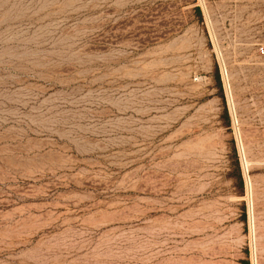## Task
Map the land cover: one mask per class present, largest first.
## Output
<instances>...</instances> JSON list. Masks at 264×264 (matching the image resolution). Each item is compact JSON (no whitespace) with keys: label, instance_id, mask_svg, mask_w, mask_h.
I'll return each instance as SVG.
<instances>
[{"label":"rangeland","instance_id":"374dc122","mask_svg":"<svg viewBox=\"0 0 264 264\" xmlns=\"http://www.w3.org/2000/svg\"><path fill=\"white\" fill-rule=\"evenodd\" d=\"M245 262L264 0H0V264Z\"/></svg>","mask_w":264,"mask_h":264},{"label":"trees","instance_id":"16d2710c","mask_svg":"<svg viewBox=\"0 0 264 264\" xmlns=\"http://www.w3.org/2000/svg\"><path fill=\"white\" fill-rule=\"evenodd\" d=\"M244 264H248V262H245Z\"/></svg>","mask_w":264,"mask_h":264},{"label":"built area","instance_id":"2783aa9c","mask_svg":"<svg viewBox=\"0 0 264 264\" xmlns=\"http://www.w3.org/2000/svg\"><path fill=\"white\" fill-rule=\"evenodd\" d=\"M262 52V50H260Z\"/></svg>","mask_w":264,"mask_h":264}]
</instances>
